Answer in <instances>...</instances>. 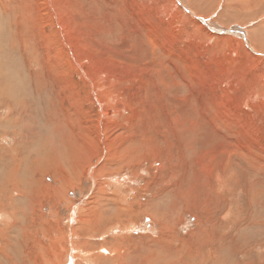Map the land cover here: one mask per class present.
Wrapping results in <instances>:
<instances>
[{
  "label": "rangeland",
  "instance_id": "1",
  "mask_svg": "<svg viewBox=\"0 0 264 264\" xmlns=\"http://www.w3.org/2000/svg\"><path fill=\"white\" fill-rule=\"evenodd\" d=\"M0 264H264V0H0Z\"/></svg>",
  "mask_w": 264,
  "mask_h": 264
},
{
  "label": "bare ground",
  "instance_id": "2",
  "mask_svg": "<svg viewBox=\"0 0 264 264\" xmlns=\"http://www.w3.org/2000/svg\"><path fill=\"white\" fill-rule=\"evenodd\" d=\"M185 89V88H184ZM22 127V126H21Z\"/></svg>",
  "mask_w": 264,
  "mask_h": 264
}]
</instances>
